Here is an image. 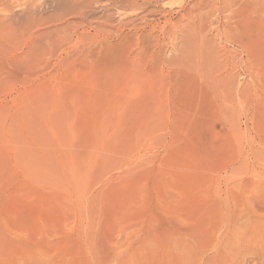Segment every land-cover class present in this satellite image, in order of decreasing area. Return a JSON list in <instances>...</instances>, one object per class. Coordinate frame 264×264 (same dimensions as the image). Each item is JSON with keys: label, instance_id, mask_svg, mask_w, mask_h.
I'll use <instances>...</instances> for the list:
<instances>
[{"label": "rangeland", "instance_id": "374dc122", "mask_svg": "<svg viewBox=\"0 0 264 264\" xmlns=\"http://www.w3.org/2000/svg\"><path fill=\"white\" fill-rule=\"evenodd\" d=\"M0 264H264V0H0Z\"/></svg>", "mask_w": 264, "mask_h": 264}, {"label": "bare ground", "instance_id": "6f19581e", "mask_svg": "<svg viewBox=\"0 0 264 264\" xmlns=\"http://www.w3.org/2000/svg\"><path fill=\"white\" fill-rule=\"evenodd\" d=\"M126 1V0H125ZM128 3V2H127ZM133 3V2H132Z\"/></svg>", "mask_w": 264, "mask_h": 264}]
</instances>
